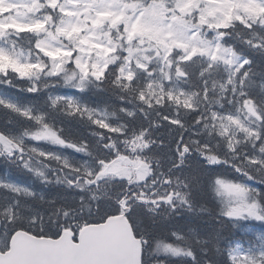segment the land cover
Masks as SVG:
<instances>
[{
    "label": "snow or ice",
    "instance_id": "6c2138e0",
    "mask_svg": "<svg viewBox=\"0 0 264 264\" xmlns=\"http://www.w3.org/2000/svg\"><path fill=\"white\" fill-rule=\"evenodd\" d=\"M4 4L0 264H264V0Z\"/></svg>",
    "mask_w": 264,
    "mask_h": 264
},
{
    "label": "trees",
    "instance_id": "16d2710c",
    "mask_svg": "<svg viewBox=\"0 0 264 264\" xmlns=\"http://www.w3.org/2000/svg\"><path fill=\"white\" fill-rule=\"evenodd\" d=\"M56 91H61V92H69V94H71V91L72 90H67V89H57ZM90 100H91V102L93 103V104H95V103H103L104 102V100H103V98H97L94 94H90ZM109 103H111V104H115L116 103V101L115 100H110L109 101ZM103 106V105H102ZM46 147H49V146H47V145H45ZM11 174H13V175H15L16 176V178H19V180H21V181H25V182H31V178L27 175V174H25V173H22V172H16V171H13V172H11ZM257 187H261V186H259V185H256ZM189 215H194V213L193 214H185V217H184V219L186 218H188V216ZM179 219V218H178ZM200 223H203V221H200ZM195 226V225H194ZM217 227H219V225H217ZM226 234H229L228 232H227V230H226ZM231 235L234 237V238H239L240 237V235H242V233H236V231L235 230H233V232L231 233Z\"/></svg>",
    "mask_w": 264,
    "mask_h": 264
},
{
    "label": "rangeland",
    "instance_id": "374dc122",
    "mask_svg": "<svg viewBox=\"0 0 264 264\" xmlns=\"http://www.w3.org/2000/svg\"><path fill=\"white\" fill-rule=\"evenodd\" d=\"M9 8H10V5H8V4L0 5V14H2L5 11L9 10ZM23 11H25L23 8H20V9L11 8L10 9V15H12L13 17H19L20 13H22ZM6 172L9 173V168L7 169Z\"/></svg>",
    "mask_w": 264,
    "mask_h": 264
},
{
    "label": "bare ground",
    "instance_id": "6f19581e",
    "mask_svg": "<svg viewBox=\"0 0 264 264\" xmlns=\"http://www.w3.org/2000/svg\"><path fill=\"white\" fill-rule=\"evenodd\" d=\"M5 165V164H4ZM7 169H8V167L7 168H0V174H8L6 171H7ZM11 176H12V178H14V179H18L19 180V178H16V176L15 175H13V174H11ZM178 218H180V217H178ZM186 219V218H185Z\"/></svg>",
    "mask_w": 264,
    "mask_h": 264
},
{
    "label": "flooded vegetation",
    "instance_id": "af4514ba",
    "mask_svg": "<svg viewBox=\"0 0 264 264\" xmlns=\"http://www.w3.org/2000/svg\"><path fill=\"white\" fill-rule=\"evenodd\" d=\"M1 167H2V168H3V167H4V168H7V166L4 165V162H3L2 160H0V168H1Z\"/></svg>",
    "mask_w": 264,
    "mask_h": 264
},
{
    "label": "clouds",
    "instance_id": "9594fccd",
    "mask_svg": "<svg viewBox=\"0 0 264 264\" xmlns=\"http://www.w3.org/2000/svg\"><path fill=\"white\" fill-rule=\"evenodd\" d=\"M154 248H155V245H153V249L150 250V251H154ZM150 259H154V257H151V256H150ZM170 264H171V262H170Z\"/></svg>",
    "mask_w": 264,
    "mask_h": 264
}]
</instances>
